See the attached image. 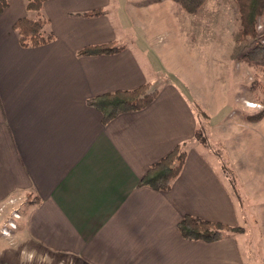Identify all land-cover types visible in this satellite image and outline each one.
Here are the masks:
<instances>
[{
    "label": "crops",
    "instance_id": "0c3cea01",
    "mask_svg": "<svg viewBox=\"0 0 264 264\" xmlns=\"http://www.w3.org/2000/svg\"><path fill=\"white\" fill-rule=\"evenodd\" d=\"M9 1L0 14V203L28 197L22 235L16 232L33 255L28 262L40 264L44 254L55 263L264 264V198L252 212L239 210L228 165L190 144L198 132L190 97L163 79L146 40L128 37L117 17L122 1L47 0L43 14L55 39L37 47H23L14 29L19 18L37 14L24 0ZM95 9L103 13L85 15ZM112 41L122 50L79 54ZM145 83L159 88L155 100L108 123L88 103ZM254 123L264 127V117ZM179 144L187 158L172 187L139 186ZM261 164L257 180L264 183ZM233 170L242 182L246 171ZM185 214L243 229L215 242L190 240L178 228Z\"/></svg>",
    "mask_w": 264,
    "mask_h": 264
},
{
    "label": "rangeland",
    "instance_id": "374dc122",
    "mask_svg": "<svg viewBox=\"0 0 264 264\" xmlns=\"http://www.w3.org/2000/svg\"><path fill=\"white\" fill-rule=\"evenodd\" d=\"M121 1L117 17L128 25V37L146 40L151 45V57L164 67L163 79L173 78L190 97L198 116V132L190 144L218 157L221 166L228 165L239 210L252 212L257 199L264 198V190L258 187L259 183L264 189V183L257 180L256 168L262 161L264 165V127L250 117L263 108L257 101L258 96L263 97L262 91L253 85L257 75L262 82V73L242 60L256 40H240L236 1L206 0L195 13L187 12L173 0ZM113 2L117 4L119 0ZM258 31L264 32V17L258 18ZM193 87L199 90L196 97L190 93ZM227 149L234 150L230 157ZM233 168L246 171L243 183ZM27 199L26 195H18L0 203V252L4 248V264H30L33 256L27 242L16 236V232L22 235ZM2 231L7 233L4 239ZM234 231L229 233L237 235ZM40 262L85 264L66 258L55 263L44 254Z\"/></svg>",
    "mask_w": 264,
    "mask_h": 264
},
{
    "label": "trees",
    "instance_id": "16d2710c",
    "mask_svg": "<svg viewBox=\"0 0 264 264\" xmlns=\"http://www.w3.org/2000/svg\"><path fill=\"white\" fill-rule=\"evenodd\" d=\"M28 11L35 12L36 18L28 16L19 18L14 29L23 47H37L55 39V34L49 28V19L43 14V7L47 0H24ZM189 13L197 12L206 0H173ZM240 20V40H256L254 45L244 52L242 60L254 65L263 75L264 73V32L258 31V18L264 17V0H235ZM9 0H0V14L9 6ZM102 9H95L85 13L86 16H97ZM123 46L116 42L87 45L80 50L81 55H95L116 53ZM262 91L263 97L257 101L263 105L260 111L250 115L258 121L264 117V83L258 79L253 83ZM160 90L151 83L128 90H118L104 93L88 100L103 114V122L108 123L120 113L144 109L158 96ZM187 158V151L182 144L177 145L166 156L153 163L147 173L140 179L139 186H150L158 190H169L174 180L181 173ZM32 198V197H31ZM38 201V199H34ZM182 235L190 240L215 242L224 239L230 231L242 230L237 226L216 221H210L191 214H185L178 224Z\"/></svg>",
    "mask_w": 264,
    "mask_h": 264
}]
</instances>
